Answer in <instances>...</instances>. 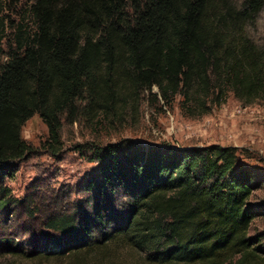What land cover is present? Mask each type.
<instances>
[{
	"label": "trees",
	"instance_id": "16d2710c",
	"mask_svg": "<svg viewBox=\"0 0 264 264\" xmlns=\"http://www.w3.org/2000/svg\"><path fill=\"white\" fill-rule=\"evenodd\" d=\"M262 8L263 0H0V257L264 264V233L251 234L260 178L239 166L234 147L76 146L96 164L88 192L120 196L112 213L96 204L88 214L34 185L18 199L6 185L35 152L21 129L36 114L48 128L43 148L56 155L62 119L106 117L144 95L165 106L179 96L182 110L199 115L229 94L264 100V48L248 33Z\"/></svg>",
	"mask_w": 264,
	"mask_h": 264
},
{
	"label": "rangeland",
	"instance_id": "374dc122",
	"mask_svg": "<svg viewBox=\"0 0 264 264\" xmlns=\"http://www.w3.org/2000/svg\"><path fill=\"white\" fill-rule=\"evenodd\" d=\"M231 1L239 3L242 0ZM248 33L255 43L264 48V0L257 21L248 28ZM180 101L181 98L175 96L172 103L165 106L161 102L147 101V95H144L134 106L123 105L106 117L78 119L73 124L62 119L61 150L56 155L43 148L48 139V128L36 114L21 129L22 139L35 152L16 164V173L6 181V185L18 199L34 185L43 195L60 192L68 196L70 202L89 206L88 214L92 215V206L96 204L112 213L120 208V196H103L96 190L88 192L87 181L93 177L96 164L90 162L88 156L77 152L76 146L117 143L139 147L230 146L237 150L239 166L260 178L261 184L251 200L252 210L259 213L252 224L251 234L264 233V100L246 104L229 94L221 106L202 115L182 110ZM111 215L116 216V213ZM47 250L54 249L48 246ZM118 252V260H129L127 252ZM0 264L35 263L0 257Z\"/></svg>",
	"mask_w": 264,
	"mask_h": 264
}]
</instances>
